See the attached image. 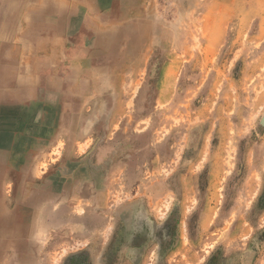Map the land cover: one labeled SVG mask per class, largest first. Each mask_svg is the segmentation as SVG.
Listing matches in <instances>:
<instances>
[{"label":"rangeland","instance_id":"rangeland-1","mask_svg":"<svg viewBox=\"0 0 264 264\" xmlns=\"http://www.w3.org/2000/svg\"><path fill=\"white\" fill-rule=\"evenodd\" d=\"M152 3L124 25L94 20L119 1L0 0L8 86L64 62L71 13L104 67L40 134L8 104L0 264H264V0Z\"/></svg>","mask_w":264,"mask_h":264},{"label":"crops","instance_id":"crops-1","mask_svg":"<svg viewBox=\"0 0 264 264\" xmlns=\"http://www.w3.org/2000/svg\"><path fill=\"white\" fill-rule=\"evenodd\" d=\"M107 0H103L105 2ZM123 3L119 6L118 12L107 11L103 16H95V23H112V24H129L150 22L145 19L148 15L146 9L154 8V0H111ZM135 6L132 8V5ZM84 6H87L86 3ZM107 4L104 3V7ZM130 8V13L122 12V8ZM88 7V6H87ZM101 7H103L101 5ZM72 14V13H71ZM69 15L73 24H80V32L73 39L72 46L64 53L63 63H54L49 66V73L45 76L36 75L37 71L34 65L16 66L17 72L16 82L14 85L8 86L6 75L0 76V136L6 135L8 132V104L15 105L17 112V120L14 127L18 134L37 135L40 133L30 132L32 128H40L49 130L50 127H56L57 114L69 110L72 104L71 95L76 91H80L89 85V82H95V85L103 86L104 67L102 64L94 62L93 56L87 52L89 48L83 43V38L87 35V26L89 18L92 15L84 14ZM129 14V15H128ZM102 17V18H99ZM110 17V18H108ZM135 19H132V18ZM132 19V20H131ZM86 34V35H85ZM98 38V37H97ZM67 61V63H66ZM34 73L27 75L24 81L23 73ZM0 71H7V64H0ZM19 72V75H18ZM3 83V84H2ZM11 97V98H10ZM49 134V131H48ZM2 149H0L1 151Z\"/></svg>","mask_w":264,"mask_h":264},{"label":"bare ground","instance_id":"bare-ground-1","mask_svg":"<svg viewBox=\"0 0 264 264\" xmlns=\"http://www.w3.org/2000/svg\"><path fill=\"white\" fill-rule=\"evenodd\" d=\"M9 1V0H8ZM20 1V0H19ZM21 5V4H20ZM5 6V5H4ZM11 8V7H10ZM6 9V8H5ZM13 9V8H12ZM2 10V9H1ZM7 10V9H6ZM57 11V10H56ZM15 13V12H14ZM11 14V13H10ZM10 16V15H9ZM11 16H12V14H11ZM8 17V16H7ZM12 18H13V16H12ZM60 18V17H59ZM5 19L7 20V18L5 17ZM30 19V18H29ZM10 22V21H9ZM29 32V31H28ZM105 33V32H104ZM114 33V32H113ZM16 45V44H15ZM16 227V226H15Z\"/></svg>","mask_w":264,"mask_h":264}]
</instances>
